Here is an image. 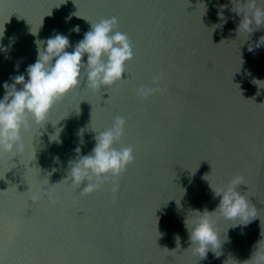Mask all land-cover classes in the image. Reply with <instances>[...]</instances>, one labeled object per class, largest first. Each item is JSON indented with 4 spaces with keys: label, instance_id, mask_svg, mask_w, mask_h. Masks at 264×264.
<instances>
[{
    "label": "water",
    "instance_id": "1",
    "mask_svg": "<svg viewBox=\"0 0 264 264\" xmlns=\"http://www.w3.org/2000/svg\"><path fill=\"white\" fill-rule=\"evenodd\" d=\"M233 7L231 0H0V99L5 82L17 75L27 82L37 40L63 34L72 52L90 22L116 16L134 50L124 80L92 90L85 78L44 125L22 133V154L0 152V264H243L251 257L264 233V44L257 46L264 27L239 35L242 16ZM158 73L167 92L138 98L136 89ZM118 115L127 125L117 147H133L134 162L115 195L110 180L81 195L87 181L78 188L64 181L75 149L90 154L95 131ZM237 174L257 217L232 227L244 221L212 214L220 255L210 250L200 259L186 225L194 210L217 209L221 197L210 185L226 186Z\"/></svg>",
    "mask_w": 264,
    "mask_h": 264
},
{
    "label": "clouds",
    "instance_id": "2",
    "mask_svg": "<svg viewBox=\"0 0 264 264\" xmlns=\"http://www.w3.org/2000/svg\"><path fill=\"white\" fill-rule=\"evenodd\" d=\"M231 2L234 5L232 11L242 16L237 26L239 35L245 33L248 36L254 30L264 27V0ZM225 7L227 6H220L221 9ZM218 15L227 22L222 10ZM90 24V30L72 52L66 51L70 46L69 38L63 34L57 33L46 40L35 41L38 56L36 62L27 67V82L24 75H17L12 78L13 84L4 83L5 95L0 99V152L12 157L22 154L27 147L22 133L30 132L33 124L44 125L54 105L78 88L85 78L87 87L92 90H100L102 87L108 89L124 80L122 76L127 73L126 65L133 59L134 50L127 34L118 30V18H102L97 23ZM72 31L79 33V26H74ZM3 33L4 31L0 34V39L3 38ZM260 44H264V36L260 37L257 46ZM252 50L249 47V51ZM85 54L86 63L83 59ZM162 77V73L155 74L151 85L139 86L136 89L137 97L147 99L156 93H166L167 86L162 85ZM17 85H22V88L17 90ZM126 125V118L118 115L106 130L95 131L98 134L94 137L95 146L90 154L80 155V148H76L78 159L70 162L68 178L64 181L71 180L76 188L87 181L80 192L81 195H87L99 190L110 180L113 195L118 193V178L135 159L133 147H117L125 135ZM58 133L53 136L58 138ZM241 184H245L244 177L237 174L226 186L214 189L210 185L214 194L221 197L217 209L213 212L205 209L203 213L193 211L196 216L191 228L186 225L189 231V248L200 259H205L210 250L217 255L215 249L221 246L218 231L211 219L212 214L218 211L225 219L244 221L232 227L246 226L257 217V209L248 196L237 190V186ZM39 199L40 193H34L32 200ZM261 237L254 246L251 257L243 264H264L262 232Z\"/></svg>",
    "mask_w": 264,
    "mask_h": 264
}]
</instances>
